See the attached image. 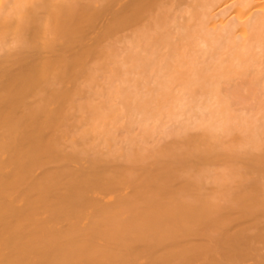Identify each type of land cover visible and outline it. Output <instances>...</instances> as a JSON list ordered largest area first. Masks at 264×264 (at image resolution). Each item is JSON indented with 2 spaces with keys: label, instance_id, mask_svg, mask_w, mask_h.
I'll use <instances>...</instances> for the list:
<instances>
[{
  "label": "bare ground",
  "instance_id": "1",
  "mask_svg": "<svg viewBox=\"0 0 264 264\" xmlns=\"http://www.w3.org/2000/svg\"><path fill=\"white\" fill-rule=\"evenodd\" d=\"M0 264H264V0H0Z\"/></svg>",
  "mask_w": 264,
  "mask_h": 264
}]
</instances>
